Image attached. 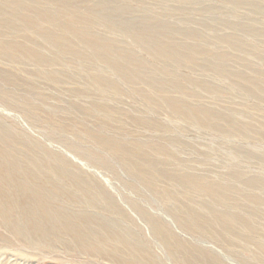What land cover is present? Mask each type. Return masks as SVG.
Returning a JSON list of instances; mask_svg holds the SVG:
<instances>
[{
	"label": "rangeland",
	"instance_id": "rangeland-1",
	"mask_svg": "<svg viewBox=\"0 0 264 264\" xmlns=\"http://www.w3.org/2000/svg\"><path fill=\"white\" fill-rule=\"evenodd\" d=\"M22 1L38 7V11L54 9L58 13L65 8L60 2L38 0V5L34 0ZM77 1L76 8L85 12L79 15L87 16L84 21L92 23L83 25L85 31L112 39L118 53L138 57L129 65H134L131 70L138 73L130 74L132 83L124 80L95 48L78 41L60 27L59 21L54 26L39 17L38 11L19 8L18 12L17 6L8 5L7 13L0 12V21L7 19L17 28L0 26V43L26 45L51 59L43 66L20 49L6 54L0 48V122L4 127L0 126V158L25 162L38 157L44 160L46 155L47 162L53 161L63 171L100 177L127 214L110 211L106 215L131 228L149 249H144L148 260L134 264H264V0ZM101 1L111 4L106 3V8L117 10L113 20L92 14ZM17 14L30 16L38 27ZM123 18H128L130 26L122 24ZM156 22L167 28L165 41L170 47L184 44L190 45L189 49L182 54L163 55L155 44L142 39L138 33ZM41 27L59 28L57 32L70 37L78 50L62 51L51 46L45 42ZM122 54L114 55L120 64L127 65ZM98 71L114 86L94 82L91 72ZM154 80L155 87L150 84ZM167 96L190 107L208 109L213 116L205 119L177 110L166 101ZM49 170L47 167L44 172ZM177 173L204 177L241 192L231 193L229 200L221 202L210 191L182 185ZM220 214L229 215L228 219ZM62 251L54 255L41 251L25 257L26 252L0 242V258L7 264H111L73 249Z\"/></svg>",
	"mask_w": 264,
	"mask_h": 264
},
{
	"label": "bare ground",
	"instance_id": "bare-ground-1",
	"mask_svg": "<svg viewBox=\"0 0 264 264\" xmlns=\"http://www.w3.org/2000/svg\"><path fill=\"white\" fill-rule=\"evenodd\" d=\"M35 1L37 2V4L39 3L38 0H34V2ZM45 1L53 2V3L60 2V3L64 4V7L65 8L63 10H61L60 12H58V13L57 12H53L54 9H53V11L52 10H39L40 11L39 12L38 11V7H35V6L33 7L31 5L28 6V4L25 3L26 1L24 2L22 0H11V1L10 0H0V12L1 13L2 12L3 13H7V9H8L7 6L9 5V8H10V5H12V6L15 5V6H17V11H18L19 8H22V10H24V11L27 10L28 8L33 9L36 12L38 11V13H37L38 16L41 17V18H43V20L51 23V25L54 24V26H55V24H56L55 22L59 21L60 27H63V29L66 32H68L72 36L78 38L79 39L78 41H81L82 43L88 44L92 48H95L103 56V58L106 60L105 62L108 63V66H110L112 69H114L116 73H118L121 76H123V79L124 80L131 82L132 79H131V75L130 74H133L134 73V75H135V73H138V72L135 71L134 67H133L134 70H131V67L134 66V65H132L131 67L129 65L130 64H135L134 59H136L138 57L135 56L136 58H134L130 54H126L124 52H120V53H123L122 56L124 57V59L127 60V65L120 64L118 62V59H117V56H120L119 55L120 53H118V48H115V45L116 44H115L114 41H112V39L109 40V39H106L104 37L101 38V36L98 37V35H97V37H95V36L91 35V32L92 31L91 32L90 31H85V29L87 27L84 29L83 28V25H85V24H92V23L91 22H87L88 20L87 21H84V18L86 19L87 16L83 18L81 15H79V14H84L85 12L83 13L82 11H79L76 8V5H74V4H77L78 3L77 0H45ZM82 1H91V0H82ZM93 1L94 0H92V2ZM233 1L235 3H239V2H243L244 0H233ZM248 1H250V0H248ZM28 2L31 3V0L28 1ZM252 2H254V1L252 0ZM260 2H261V0H260ZM106 3L108 4L109 2L103 3L101 1L98 4H96L97 6L95 7V9H93L94 11L92 12V14H94L95 16L96 15L97 16H100L101 19L102 18H105V19H109V20L111 19V20H113L115 18L114 17L115 13L117 14V10H115L113 7L112 8H110V7L109 8H106ZM85 4H86V2H85ZM233 6H234V4H233ZM125 9H126V7H125ZM10 11L11 10H9V12ZM88 11H90V10H88ZM22 12H20V13L22 14ZM13 13H14V11H13ZM23 13L25 15V12H23ZM129 15H127V16H129ZM149 16H150V14H149ZM17 17L19 19H22V20L26 19L27 22L30 25H32V26H34L36 28L38 27L37 22L35 20L30 19L29 18L30 16L29 17H27V16L26 17H23V16H19L17 14ZM137 17H136V19H137ZM90 18H92V17H90ZM3 20H5V19H2V21H0V26L9 27V26L14 25V24H11L10 21H7V19H6V21H3ZM127 20H128V18H125V19L123 18L122 19V24L124 26H126V27L127 26H130L129 24H127V22H126ZM165 21H166V19H165ZM99 23H100V21H99ZM156 23H154V24L151 23L152 25L150 24L149 26H147L146 29H145L146 30L145 32L138 33L140 35V37L142 39H144L146 42H150L151 44H155L156 47H157V50L159 52H162L163 55L165 53L166 54H170V53H178L179 54L180 52H184L185 50H188L189 49L188 46H190V45L185 46L183 44L184 42L182 43L183 45L178 44V45H176L174 47H170L166 43V41H165V35L167 34L165 31L167 30V28L164 27L165 25L163 23H157V24ZM133 24H135V23H133ZM184 24H186V23H184ZM200 24H202V22ZM237 24H239V23H237ZM102 25H103V23H102ZM211 25H212V23H211ZM19 26H18V28H20ZM21 26H22V23H21ZM47 26H48V24H47ZM14 27H16V26L14 25ZM26 28H27V25H26ZM31 28H33V27H31ZM31 28H29V29L31 30ZM41 28H43V27H41ZM41 28H39V30H40L41 34L45 37V40L46 41L45 40L44 41L50 43L51 46H54V47H56L58 49H61L62 51H74L75 49H77V48H74V43L72 42V40L70 39V37L63 36V35L59 34L60 32L59 33L57 32V29H59V28H57L56 30L54 28L53 29H51V28L50 29H45V28L41 29ZM34 30H36V29H34ZM9 31H11V29H9ZM18 31H20V30H18ZM236 32H238V31H236ZM245 32H249V31H245ZM262 33H263V31H262ZM185 34H187V32H185ZM198 34H200V33H198ZM205 34L207 35V33H205ZM193 35H194V33H193ZM195 35H197V34H195ZM216 39H217V37H216ZM184 40H187L188 41L189 39H184ZM35 41H33V42H35ZM123 41H124V39H123ZM217 41L218 40H216V43H217ZM13 42H14V39H13ZM239 42L241 43L242 41H239ZM25 43H26V41H25ZM122 44H124V43H122ZM222 44L224 45V43H222ZM38 45H42V44L40 43ZM0 48L4 51L3 53H6V54L11 53L9 50H13V49L14 50L15 49L17 50V49H20L21 50L20 53L22 52V54H25V56L30 57V58L33 57V60L35 58L38 61L37 63H39V64H41L43 66H45V65L47 66L50 63V59L51 58L49 59L47 56H44L42 54V52L39 53L38 52V49H35V50H37V51H35V50H32V49L26 48V45L25 46H22V45L17 44L16 42H14V43L7 42V41L6 42H3V40H2V43H0ZM32 48H35V47H32ZM119 48H120V46H119ZM191 48L192 47H190V49ZM215 48H217V46ZM121 49H123V48H121ZM219 50H220V48H219ZM39 51H40V49H39ZM119 51H120V49H119ZM124 51L125 52H128L127 49H125ZM223 51H224V49H223ZM227 52H225V53H227ZM77 53H78V51H77ZM191 53H193V52H191ZM11 54L9 56H11ZM114 54H117V56L115 57ZM180 54H182V53H180ZM186 54H188V53H186ZM122 56H121V58H122ZM216 56H218V55H215V57ZM224 57H225V55H224ZM158 58H160V57H158ZM17 59H18V57H17ZM12 60H14V59H12ZM140 60H142V59H140ZM140 60H139V62H140ZM201 61H203V60H201ZM209 61H210V58H209ZM212 61L213 60H211V62ZM224 61H225V59H224ZM216 62H218V61H216ZM23 63H24V61H23ZM202 63H204V62H202ZM228 63L230 65V62H228ZM229 65H227V66H229ZM137 66H139V65L137 64ZM213 68H214V66H213ZM50 70H48V71H50ZM54 70H56V69H54ZM35 72H34V74H35ZM52 72L53 71H51L50 73H52ZM58 72H60V71L58 70ZM211 72H212V70H211ZM91 73H92L91 74V77L94 79V82L98 83L99 85H101V86H108V87L109 86H114V82L111 79L107 78L104 75L103 72H99L98 71V72H94V73L91 72ZM149 73L151 74V72H149ZM142 74H143V72H142ZM64 76H62V79L64 78ZM144 76H146V75H144ZM160 76H161V73H160ZM153 78H155V77H153ZM161 78H162V76H161ZM65 79L66 78H64V80ZM86 79L87 78L83 79V81H86ZM119 79H121V78L119 77ZM148 79H150V78H148ZM115 80H117V79H115ZM55 81H57V80H55ZM66 81H67V79H66ZM174 81H176V80H174ZM206 82H208V81H205V83ZM133 84H134V82H133ZM150 84L155 87L156 81L155 80L154 81H150ZM127 85H129V84H127ZM172 86H173V84H172ZM211 87L213 88V86H211ZM214 87H216V86H214ZM174 89H176V87ZM214 89H217V87L214 88ZM165 99H166V101H168L170 103V105L174 106L177 110H180V111L182 110V111L187 112V114H190L192 116L195 113L203 116L205 119H207V117H209V119H210V116H211V118L213 116L212 112L210 110H208V109H204V108H201V107H190L189 105L185 104L183 101H178V100L172 99V98H170L168 96ZM12 103H14V102H12ZM75 106H79V104L78 105H75ZM170 108H171V106H170ZM187 117H189V116H187ZM1 124L2 123L0 122V126L3 127L2 126L3 124L2 125ZM17 132H15V133H17ZM0 135H1V133H0ZM21 135H20V137H21ZM11 136H12V134H11ZM31 138H33V137H31ZM31 138L29 137V139H31ZM101 139L102 140H105L106 138H103L102 137ZM20 140H21V138H20ZM25 140H26V138H25ZM27 141H28V139H27ZM34 141H35V138H34ZM5 142H6V140H5ZM110 142H113V141L110 140ZM113 143H116V142H113ZM1 144H2V142H1ZM5 144L7 145V143H5ZM37 144L35 143V145L38 148V145ZM3 146H4V144H3ZM6 147H8V146H6ZM74 148H76V147L74 146ZM6 149L8 150V148H6ZM14 150H16V147H15ZM30 150H31V148H30ZM111 151H112V149H111ZM50 152H51V150H50ZM0 153H2V152H0ZM8 153H9V150H8ZM39 153H40V151H39ZM42 154H41V156H43L45 154V152H44L43 155ZM23 155H24V153H23ZM18 156H19V154H18ZM45 156L46 155H44V160H43V157H42V159H41V157H38V159L37 158L36 159L35 158L34 159H28V160L24 159V160H26L25 162H22V161H20V160H18L16 158H11V157L8 158V159L7 158H2V157H1L2 159L0 158V228H2V230H0V237H1L0 238V242H3L4 244L12 245L14 248H17L18 250L20 249L23 253L26 252L25 254L27 256H25L24 254L22 255L21 252H19V254H21L22 256H25V257H29L30 255H33V254L35 255V254H37V253H39L41 251H46L45 253H51L53 255L55 254L53 252H56V251H58L60 253H64V251H62L63 248H64V250H66V249H70V250L73 249V250H76L78 252V254H81V255H89L90 257L97 258V259L102 260V261L104 260L105 263H107L105 260H109V262L111 264H134V262H136V261H140V262L147 261L148 259H146V255H147V252L149 250V249L145 248V247H147V244L141 243V240H139L140 238L138 239V238H136L134 236L133 231L130 230L131 228L128 229V228L123 227L121 225V223H120V220L118 221L115 217L106 215V213H108L110 211L111 212H114V213H122V215H123V213H124V215L126 213L124 211L125 208L123 209L122 206H121L123 204H121V205L119 204L118 199L112 193H110L108 191V189H107V187L105 185H103V182H102L101 178L98 177L97 175H90V174L89 175H84L82 173H75V172L70 173L69 171L68 172L63 171V170H61V168H59L60 166H58V165L55 166L56 164L55 165L52 164L53 161L52 162H50V161L47 162L45 160L46 159ZM53 157H55V156H53ZM51 160H53V159H51ZM58 161H57V164L59 163ZM67 162H70V161L67 160ZM63 164H66V163H63ZM68 166H69V164H68ZM47 167L49 169H52V170H49L50 173H48L49 171L48 172H46V171L44 172V169L47 168ZM77 169H78V166H77ZM80 169L81 168H79L78 170H80ZM158 169H159V167H158ZM175 175L181 179L180 182L182 183V185L185 184V186H189V187L191 186L192 188L194 187L195 189H200V191L201 190L202 191L203 190L204 191L205 190L210 191L211 193H213L212 195H214L217 198V200L218 201H221V202H224V201L229 200L230 199L229 197H230V194L231 193H235L236 192V193H239L240 194V192H241V190L239 188L238 189L237 188L235 189L234 187H230V185L229 186H223L222 184L220 185V184H217L215 182L212 183V182H210L208 179H206L204 177H195V176H192L191 174H181V173L180 174L177 173ZM148 192H149V190L147 191V193ZM242 193H243V191H242ZM146 209H148V208L146 207ZM142 212L144 213V211H142ZM193 212H195V211H193ZM220 215H221V218H226V219H228V216H229V215H226V214H220ZM229 219L231 221L232 220L234 221L235 218L234 217L233 218L229 217ZM237 219H239V218H237ZM237 221H239V220H237ZM131 222H132V220H131ZM240 223H238V224H240ZM170 232H171V230H170ZM172 239H174V238H172ZM142 242H144V241L142 240ZM144 249L145 250L147 249L146 250L147 252ZM151 253H153V252H151ZM28 254H30V255H28ZM147 257H148V255H147ZM63 258L64 257H62V259ZM62 259H60V260L62 261ZM189 260H190V258H189ZM12 261H14V259ZM0 264H7V262L2 261V258H0ZM10 264H22V263L19 261V262H14V263L11 262Z\"/></svg>",
	"mask_w": 264,
	"mask_h": 264
}]
</instances>
